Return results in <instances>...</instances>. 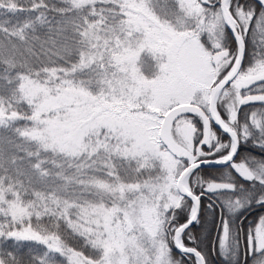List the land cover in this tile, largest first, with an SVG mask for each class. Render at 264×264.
<instances>
[{
  "label": "snow or ice",
  "instance_id": "obj_1",
  "mask_svg": "<svg viewBox=\"0 0 264 264\" xmlns=\"http://www.w3.org/2000/svg\"><path fill=\"white\" fill-rule=\"evenodd\" d=\"M254 209L264 0H0V264H264Z\"/></svg>",
  "mask_w": 264,
  "mask_h": 264
},
{
  "label": "trees",
  "instance_id": "obj_2",
  "mask_svg": "<svg viewBox=\"0 0 264 264\" xmlns=\"http://www.w3.org/2000/svg\"><path fill=\"white\" fill-rule=\"evenodd\" d=\"M259 215H264V210L254 209L253 211L248 213V220H250L252 222H256V220H257ZM208 230L209 231L211 230V224L208 225ZM207 236H208L207 232H202V237L205 238L206 245L209 243V240L207 239ZM212 259H213V264H215L214 256L212 257Z\"/></svg>",
  "mask_w": 264,
  "mask_h": 264
},
{
  "label": "flooded vegetation",
  "instance_id": "obj_3",
  "mask_svg": "<svg viewBox=\"0 0 264 264\" xmlns=\"http://www.w3.org/2000/svg\"><path fill=\"white\" fill-rule=\"evenodd\" d=\"M214 262L215 264H220V259L218 256H214Z\"/></svg>",
  "mask_w": 264,
  "mask_h": 264
},
{
  "label": "bare ground",
  "instance_id": "obj_4",
  "mask_svg": "<svg viewBox=\"0 0 264 264\" xmlns=\"http://www.w3.org/2000/svg\"><path fill=\"white\" fill-rule=\"evenodd\" d=\"M206 244V243H205Z\"/></svg>",
  "mask_w": 264,
  "mask_h": 264
}]
</instances>
